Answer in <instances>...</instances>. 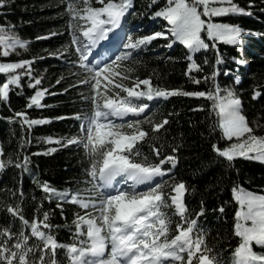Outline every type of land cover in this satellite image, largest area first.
I'll return each mask as SVG.
<instances>
[{
	"label": "trees",
	"instance_id": "16d2710c",
	"mask_svg": "<svg viewBox=\"0 0 264 264\" xmlns=\"http://www.w3.org/2000/svg\"><path fill=\"white\" fill-rule=\"evenodd\" d=\"M68 2L69 0H6V6L0 7V26H5L6 31L12 33L0 35L28 42L27 47L23 50L18 48L16 54L6 58L0 57V62L35 60L32 74L41 80L39 88L48 90L42 100L47 107L27 109L28 97L34 94V90L27 87L28 80L25 78L20 95L16 94L19 90L15 88L12 90L10 107L7 103L0 102V162L5 164V168L0 171V257L8 251L7 259L10 264L13 252L16 256L15 264H53L52 252L44 251L54 246L46 233L50 232L60 243L73 242L76 215L79 213L83 216L86 210L79 205L63 202L62 215L57 208V204L62 202L55 197L49 201L46 198L47 194L43 193L34 181H47L58 193L71 192L75 195L78 192L82 197L87 196L91 185L86 174V170L90 168L86 150L81 145L45 154L49 148L59 147L55 143H46L45 139L49 136L79 137L82 121L75 117L91 115L95 107L92 103L94 97L105 91H108L110 98H124L127 97V93L122 91L123 86H132L137 80L150 79L151 85L156 88L215 94L218 84L220 93L231 91L242 100L243 114L249 127L254 130L255 135L264 137V99H252L257 91L264 94V37L249 34L264 33V12L260 11L264 5H261V0H233L245 9L250 2L255 3L257 7L251 9L255 13L252 17L230 15L213 18L214 22L235 24L244 29L243 44L219 45L224 63L219 65L220 74L215 81L209 79L206 83L203 77L210 76L216 66L215 52L201 50L195 53V61L203 67L202 72L192 73L201 79L199 85L193 84L185 76L188 49L174 39H156L147 47L142 46L134 52L132 59L112 60L97 72L88 68L72 67L75 46L71 44V30L68 28L70 18L67 14ZM72 2L83 13L86 7L84 0ZM88 4L97 7L94 2L89 1ZM166 5L167 0H134V11L130 21L132 24L142 25V29L132 36L140 38L154 31L165 30L166 22L162 19H153L152 16L155 11ZM151 25L152 28H149ZM50 33L59 35L50 39H37ZM204 38L207 39L206 36ZM169 43H172L171 48L167 47ZM241 47L246 50L249 58L247 69L233 60V57L240 60ZM65 48H70L72 55L64 59L53 58L52 54L63 52ZM205 59L209 61L208 64H204ZM226 69L232 70V76L224 75ZM236 76L241 78L239 84L235 81ZM5 78V75H0V82ZM57 80H61V83L57 84ZM77 84L84 86L74 87L67 94H60L70 85ZM117 85L122 87L117 88ZM137 90L147 89L141 85ZM128 99L137 105L146 103V98ZM212 108L213 101L185 96H173L152 104L149 112L139 119L146 120L151 117L153 122H162L168 118L170 122L157 133L152 132L151 126L144 123L141 127L150 133V137L138 143L136 147L143 154L138 159L148 156L153 163H159L153 148L159 149L161 156H177V166L163 182H167L169 186L179 182L185 184L183 201L188 207L190 218H196L194 213L199 212L203 204L205 215L199 218L200 229L197 231L202 230L201 234L206 238L207 246L215 249L221 264H232V253L229 252V248L234 249L236 243L231 232L234 213L239 207L234 197L245 193L264 196V162L243 157L228 161L213 152L211 148L213 143L224 148L231 143L242 142L243 138L240 141L233 138L230 142L222 139L219 117ZM14 111H26L33 119L50 118L52 123L34 126L29 132L27 128L22 129L19 123L8 122L7 118L12 117ZM56 117L68 118L56 120ZM173 147H177L178 151L173 153ZM25 155L29 158L27 172L14 166L18 161H22ZM169 165L165 164L164 169H170ZM165 191H168V187ZM92 194L96 195L95 192ZM221 206L225 209L223 214L218 211ZM161 211L171 217L174 227L179 219L172 215L174 208H162ZM45 212L49 213L50 229H45L46 225L43 227ZM87 212L94 210L89 208ZM25 229L28 231L27 234ZM184 233L188 235L187 229ZM30 237L34 238L30 240ZM255 250L261 251L259 248ZM58 259L61 260V264H68L65 251L58 250Z\"/></svg>",
	"mask_w": 264,
	"mask_h": 264
},
{
	"label": "snow or ice",
	"instance_id": "6c2138e0",
	"mask_svg": "<svg viewBox=\"0 0 264 264\" xmlns=\"http://www.w3.org/2000/svg\"><path fill=\"white\" fill-rule=\"evenodd\" d=\"M96 2L100 5L99 7H92L88 4V0H84L86 7L83 13L72 0H69L67 4L71 44L75 46L72 67L100 70L103 65L112 60L132 59L134 52L142 46L147 47L156 39H174L188 49L186 57L188 64L184 74L195 85H199L201 79L193 76L192 73L203 71V67L194 59L195 53L201 50L215 52L216 66L210 76L203 77L206 83L209 79L215 81L220 74L219 65L224 63L219 45L241 46L243 44L244 29L235 24L214 22L213 18L230 15L252 17L255 13L251 9L257 7L255 3L250 2L245 9L233 0H167V5L155 11L152 18L162 19L169 27L137 39L130 35L126 28L127 16L134 11V0H119V2L96 0ZM225 3L228 6H212ZM261 5H264V0H261ZM4 6H6V0H0V7ZM260 11L264 12V7H261ZM80 21H84L85 24L82 25ZM6 30L5 26H0V33ZM249 34L264 37L262 32H249ZM55 35L59 33H50L48 36L37 37V39H50ZM205 36L207 39L204 38ZM27 44V41L19 38L13 39L0 35V45H4V49L0 51V57L6 58L10 55V50L16 47L26 48ZM167 47L171 48L172 43H169ZM52 55L53 58L64 59L72 55V50L65 48L63 52ZM233 60L238 65L244 64V61L237 60L235 57ZM35 62V60L0 62V75L6 77L3 82H0V102L7 103L10 107L12 90L14 88L19 90L16 94L20 95L24 87L23 80L26 78L27 87L34 90V94L28 97L26 108L47 107L42 100L48 90L39 88L41 80L32 74V65ZM208 63L209 61L205 59L204 64ZM232 74L231 69L224 71L225 76H232ZM235 81L239 84L240 76H236ZM60 83L61 80H57V84ZM141 85L147 90H137ZM79 86L84 85H70L60 94H67L72 88ZM122 91L127 93V97L113 99L109 97L108 91L94 97L93 113L75 117L82 121L83 135L80 138L49 136L45 139L46 143H55L59 146L49 148L45 154H53L73 146H83L90 163L86 174L90 178L88 183L91 188L88 189L87 196L82 197L78 192L75 195L71 192L58 193L47 181H34L37 187L47 194L46 198L49 201L55 197L62 202L57 204L62 215L63 202L79 205L86 210L85 215L81 216L79 213L76 215L74 220L76 231L71 244L60 243L50 232L44 231L54 245L44 251L52 252L53 264H61V260L58 259V250L65 251L68 264H200L202 257L207 264H221L215 249L207 246L206 238L201 234L202 230L197 231L200 229L199 218L205 215L203 204L199 212L194 213L196 218L192 219L182 199L186 189L183 182L173 183L170 186L167 182L155 183L156 177L168 175L172 169H175L178 163L177 156H161L160 150L153 148L159 163H153L148 156L138 159L143 154L136 147L137 144L150 137V133L143 130L141 126L147 123L151 126L152 132L157 133L169 124V119L153 122L149 117L146 120L135 119L127 123H115L110 117H118L121 120L129 114L140 117L150 109L149 104L137 105L128 98L136 100L146 98L148 101H152L154 97L164 100L173 96L205 98L213 101L212 110L216 111L219 117L221 138L229 142L233 138L238 141L243 138L242 142L231 143L224 148L213 143L211 148L219 157L228 161L243 157L264 162V137L255 135L254 130L249 127L247 118L243 114L242 100L231 91H228L227 96H221L218 84L216 93L213 94V92L205 91L187 92L180 89L156 88L151 85L150 79H142L137 80L132 86H123ZM51 94L57 95V93ZM252 99H264V94L257 91ZM66 118L68 117L55 119ZM7 119L9 123H19L22 129L27 128L29 132L34 126L52 123L50 118H30L26 111H14L13 116ZM151 138L155 139V137ZM23 139L22 137V141ZM23 147L22 142L21 148ZM177 151V147L172 148L173 153ZM40 154L33 153V155ZM28 164L29 158L25 155L23 160L18 161L14 166L27 172ZM165 164H170L172 168L165 170L163 167ZM4 168L5 164L0 162V171ZM140 185H145L147 190L137 191ZM166 187L168 191H165ZM93 192L96 195H93ZM234 199L239 207L234 213L231 232L236 243L234 249L229 248V252L232 253V264H264V196L245 193ZM121 205L134 206V209L124 213L118 211ZM89 208L94 212H87ZM162 208H174L172 215L179 218L174 227L171 217L162 212ZM178 208H182L183 211H178ZM218 211L223 214L225 209L221 206ZM48 218L49 213L45 212L43 219L45 229L51 228ZM35 221L40 223L38 220ZM186 229L187 237L181 236ZM27 233L25 229V234ZM32 238L34 237H30V240ZM256 248L261 251L257 252ZM7 257L8 251H5L3 257H0V264H10ZM25 259L27 260V254ZM15 260L16 256L13 252L12 264H15Z\"/></svg>",
	"mask_w": 264,
	"mask_h": 264
},
{
	"label": "rangeland",
	"instance_id": "374dc122",
	"mask_svg": "<svg viewBox=\"0 0 264 264\" xmlns=\"http://www.w3.org/2000/svg\"><path fill=\"white\" fill-rule=\"evenodd\" d=\"M89 1H91V2H94L96 5H97V7H99L100 5L96 2V0H88V2ZM221 6H228L227 5V3H225L224 5H221ZM129 16V15H128ZM81 23H82V25L83 24H85V22L84 21H81ZM139 26V25H138ZM134 26V25H129V26H127V30H128V32L129 31H135V34L136 33H139L140 32V30L142 29V25L141 26ZM164 26H166V28H168L169 26L167 25V23L166 24H164ZM149 28H152V25L151 26H149ZM165 28V29H166ZM0 34H5V35H12V33H10L9 31H5V32H3V33H0ZM4 36V35H3ZM6 37V36H5ZM7 37H10V36H7ZM18 48L19 47H16L15 49H12V50H10V55L11 54H16L17 53V51H18ZM4 49V45H1L0 46V50L2 51ZM24 48H20V50H23ZM158 52V51H157ZM153 53H155V52H153ZM227 93H228V91H224L223 93H220V95L221 96H227ZM237 97V96H236ZM160 99H163V98H160ZM129 116H132L131 114H129ZM110 119L111 120H113L114 122H119V120H121L120 118H118V117H110ZM128 119H127V116L126 117H124L123 118V120H121V121H123L124 123H127L126 121H127ZM142 187H145V185H141ZM154 186V185H153ZM144 191H146V190H144ZM170 201V200H169ZM170 203H171V201H170ZM134 209V206H130V205H121V208L120 209H118V211H121V212H124V213H128V212H131L132 210ZM178 211H182L181 210V208H178Z\"/></svg>",
	"mask_w": 264,
	"mask_h": 264
},
{
	"label": "water",
	"instance_id": "95a60500",
	"mask_svg": "<svg viewBox=\"0 0 264 264\" xmlns=\"http://www.w3.org/2000/svg\"><path fill=\"white\" fill-rule=\"evenodd\" d=\"M200 264H207V261H204V262H202V263H200Z\"/></svg>",
	"mask_w": 264,
	"mask_h": 264
}]
</instances>
